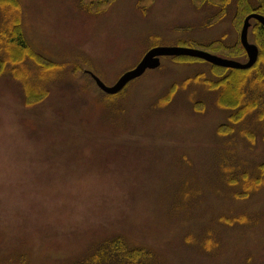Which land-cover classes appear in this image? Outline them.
<instances>
[{"label": "rangeland", "instance_id": "rangeland-1", "mask_svg": "<svg viewBox=\"0 0 264 264\" xmlns=\"http://www.w3.org/2000/svg\"><path fill=\"white\" fill-rule=\"evenodd\" d=\"M201 1L0 0V264H82L115 237L152 264H264V112L234 122L211 86L230 70L163 57L116 97L87 73L113 85L153 46L239 39L235 4L208 23ZM13 19L54 74L9 57ZM256 178L248 197L228 184Z\"/></svg>", "mask_w": 264, "mask_h": 264}, {"label": "trees", "instance_id": "trees-1", "mask_svg": "<svg viewBox=\"0 0 264 264\" xmlns=\"http://www.w3.org/2000/svg\"><path fill=\"white\" fill-rule=\"evenodd\" d=\"M106 1L107 0H93V1L88 0L90 7L96 6L98 8L101 6V4H104ZM203 1L204 0H202L201 2ZM213 1L214 4H217V6L215 5L216 10L212 15L211 19L208 21V23H210L212 20L219 22L223 18H225L227 15V9L229 8L228 5L232 4V2L233 5L235 4L234 18L236 24H240L241 18L243 16L245 18L247 15L253 12L264 15V0H213ZM209 2H212V0H209ZM12 22L14 23V25L13 23H11L10 20L11 24L5 30H3L5 31L4 36L9 43L7 46V50L10 54L9 57L11 58L13 55H15L14 53L18 50V48L20 50L21 49L26 50L29 52L28 60L31 61L36 67L38 66L41 67L42 69H40V71L42 72L46 71L50 74H54L53 71L54 68H59L60 64L53 62L51 63L47 62L46 64L37 62L40 56L29 50V47L23 37L22 30L18 27L19 24L17 20L13 19ZM251 29H252L251 32L254 34L256 39L254 40L255 41L254 43L259 48V58L252 67L247 69H242L244 70V72L246 70L247 73L246 80L245 82L243 81L244 87L242 88V86H238V84H235L237 78H235L234 80L231 79V75L235 70L230 69L228 67L220 68L221 70L229 69L230 71L226 75H222L220 81H215L211 85L212 87H219V85L222 86L220 87L221 88L220 100L224 104L229 105L225 107H228L229 109L231 108L233 110V112H231L232 116L238 117L237 119H235L234 122L244 121L240 118V116L243 114V111L245 110V108H247V106L254 104L259 105V110L257 111L258 117H261L262 113L264 112V25L258 20L253 19L250 30ZM251 32L249 31V34ZM209 43L210 44H205L203 46H205V48L208 51H211L213 53H218L219 55L222 56H226L234 59H241L246 55L245 49L242 46L240 39H236L234 42L229 43L225 39L216 38L215 40H212ZM211 44H215V45H211ZM188 45L192 47L195 46L194 43L186 44V46ZM172 58H175L176 60L179 61H182L179 58H188V59L195 58L196 60H201L191 56H175V57L172 56ZM4 60L0 59V68H1V64L4 63ZM7 61L10 62V59H7ZM41 75L43 76V74ZM238 76L242 77V73H240ZM228 84L231 85V91H229V95H226L229 86ZM122 90L116 94L107 93V96L116 97L119 93L122 92ZM38 97L41 96H39L38 94ZM259 100H262V102L260 103ZM230 118L232 119V117ZM261 119L264 121V118ZM262 133L264 134V123H263ZM259 171H260V175L258 177L264 176V162L260 164ZM257 178L253 180H246L243 182L236 181V183H233L231 179L230 180L231 183L228 182V184L229 186H234L241 183L242 188L236 191L234 196H237L238 198L248 197L249 195H251V190L253 189V187H255L258 184ZM208 238H212V237L209 235ZM152 255L153 253L148 249V246H144V245L133 246L130 245L126 241V239L122 237H115V239H108L102 244H100L99 247L89 257H87V259L82 261V264H152L151 263Z\"/></svg>", "mask_w": 264, "mask_h": 264}, {"label": "water", "instance_id": "water-1", "mask_svg": "<svg viewBox=\"0 0 264 264\" xmlns=\"http://www.w3.org/2000/svg\"><path fill=\"white\" fill-rule=\"evenodd\" d=\"M256 19L264 25V15L253 12L244 19L240 32V41L244 47L248 60L242 62L228 57L214 54L208 50L182 46H154L142 57L140 62L132 69L124 72L113 85L106 84L99 76L90 71L97 85L106 93L116 94L121 91L131 80L142 76L148 69H155L161 65V57L164 56H191L203 59L217 66L228 68L247 69L252 67L259 58V48L255 43L249 41V27L251 20Z\"/></svg>", "mask_w": 264, "mask_h": 264}]
</instances>
